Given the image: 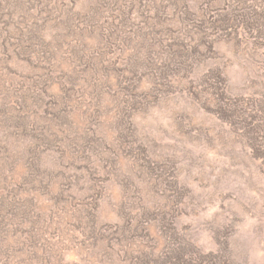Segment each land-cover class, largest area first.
I'll use <instances>...</instances> for the list:
<instances>
[{
	"label": "rangeland",
	"instance_id": "374dc122",
	"mask_svg": "<svg viewBox=\"0 0 264 264\" xmlns=\"http://www.w3.org/2000/svg\"><path fill=\"white\" fill-rule=\"evenodd\" d=\"M179 254L264 264V0H0V264Z\"/></svg>",
	"mask_w": 264,
	"mask_h": 264
},
{
	"label": "trees",
	"instance_id": "16d2710c",
	"mask_svg": "<svg viewBox=\"0 0 264 264\" xmlns=\"http://www.w3.org/2000/svg\"><path fill=\"white\" fill-rule=\"evenodd\" d=\"M105 7H106V5H105ZM220 11L223 12L224 10L222 9ZM92 14H93V16H90V17L80 16V15H77L76 13H73L72 16H69L67 22L70 23L69 29H72V31L76 32L75 33V40L76 41H80V42L83 41L84 42L86 40L85 36L88 35V31L89 30L95 31L98 28L101 29V30H98L99 32L97 35V36H101L100 38L98 37L99 42L108 41V35L109 34L107 33L106 29L103 30L104 24L99 26L98 22L96 20V17H95L96 13L93 12ZM195 15L197 16V14H195ZM213 15H215V13H213ZM203 18H202V21H203ZM236 20H237V18L233 14L230 15L229 12H226L225 14H219L218 16H216V18L213 20V22H211L212 24H210V25L208 24V26H204L205 28H200V29L197 28V30H199V33H198L199 42H201V41L209 42V47H211L213 44H212V40L209 39V37L217 34L218 32L225 31V33H229V34L230 33L231 34L232 33L238 34V31H239L238 28L239 27L236 24ZM202 21H196L195 20V22L197 24H201V25L203 24ZM72 22H75L76 24L72 25ZM201 25H200V27H201ZM206 27H208L209 29H207ZM78 30L81 33H77ZM96 34H97V31H96ZM193 36H195V35H193ZM36 38L40 42L45 41V39L43 38V36L40 33L36 36ZM206 38H208V40H206ZM46 45H47V42H46ZM100 45H101V43H100ZM83 52H85V51H83ZM89 53L90 52H88L87 54L85 53L84 56L81 54L80 57H90ZM92 56H94V55H92ZM181 255L182 254L177 255L178 258L175 259L174 263H170V264H180ZM184 264H186V262H184Z\"/></svg>",
	"mask_w": 264,
	"mask_h": 264
}]
</instances>
